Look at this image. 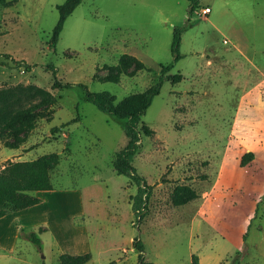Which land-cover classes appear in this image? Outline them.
Listing matches in <instances>:
<instances>
[{
    "label": "rangeland",
    "instance_id": "obj_1",
    "mask_svg": "<svg viewBox=\"0 0 264 264\" xmlns=\"http://www.w3.org/2000/svg\"><path fill=\"white\" fill-rule=\"evenodd\" d=\"M63 1L0 3V86L34 83L56 97L55 104L35 113V126L20 149L0 140V167L19 152L22 159L58 154L50 168L55 192L43 198L70 203L54 206L56 213L47 211L46 218L56 219L63 234L81 203L84 215H75L73 224H83L89 233L93 255L85 264H113L117 256H125L119 264H191L192 253L220 252L224 241L240 252L232 251L227 264H264V0H198L191 12L188 0H81L51 46L56 5ZM204 5L210 12L196 13ZM174 27L181 29L180 57L166 73H180L181 79L163 81L141 116L153 131L141 134L131 158L152 184L146 207L138 212L132 208L137 185L112 166L114 152L127 141L125 118L87 101L81 84L109 91L123 105L125 97L158 79L160 65L173 61ZM3 53L24 60L28 71ZM123 53L150 70L121 74L117 82L101 80L115 72ZM49 65L69 86L53 87ZM226 147L221 179L201 199ZM249 150L254 160L240 165ZM182 184L193 192L176 191ZM39 225L19 232L14 244L5 237L0 264H60L52 233ZM32 231L39 244L28 237ZM134 238L141 240L142 251L133 246Z\"/></svg>",
    "mask_w": 264,
    "mask_h": 264
},
{
    "label": "trees",
    "instance_id": "obj_2",
    "mask_svg": "<svg viewBox=\"0 0 264 264\" xmlns=\"http://www.w3.org/2000/svg\"><path fill=\"white\" fill-rule=\"evenodd\" d=\"M4 1L0 0V3H4ZM188 1L190 3L188 11L191 12V9L197 5L198 0ZM80 2L81 0H64L56 5L59 17L52 30L51 46L56 44L66 17ZM180 32V28H173L171 40L173 61L166 65H160L158 79L143 91L125 97L126 103H123V105L116 104L114 94L109 91H90L85 84H81L84 98L87 101L92 102L102 112L118 118H125L123 131L127 141L122 148L114 152L112 166L117 173L130 176L137 185L136 194L132 197L134 198L132 208L138 212L141 206L146 207L152 184L147 183L145 178L136 171L131 163V158L138 149L141 134L150 135L153 131L151 127L141 122V116L151 104L153 97L159 93L163 81L169 80L171 83H175L181 79L180 73H166L167 70L172 68V62L180 57L178 52ZM3 56L10 57L14 63L20 64L28 71L27 63L24 60L15 59L7 53H3ZM126 62L134 65L132 70L127 69ZM49 68L52 70L54 88L69 86V83H63L56 78L54 65H49ZM114 69V73L103 76L101 80L117 82L121 74L133 76L138 70H150L142 60L128 53L120 55ZM55 103L56 97L50 90L34 83L18 82L12 85L0 86V140L2 144L10 148L21 146L27 133L35 126V113L39 109L49 107ZM67 123L68 121L62 125ZM55 128L52 127V129ZM4 135H6L5 138ZM253 157V152L247 151L241 156L240 165H246ZM58 158V154L53 152L33 159H8L3 163L0 167V217L38 203L40 197L35 194V191L53 188L50 168L57 163ZM175 188L176 191L193 192V189L186 184L177 185ZM174 201L176 204L184 202ZM28 237L33 242L40 243V239L35 232H30ZM132 244L137 250H143L140 239L134 238ZM138 257L140 261H143L141 252H139ZM90 258V252L80 254L62 252L58 255L60 264H84ZM191 264H199L198 255L195 253L191 254Z\"/></svg>",
    "mask_w": 264,
    "mask_h": 264
},
{
    "label": "crops",
    "instance_id": "obj_3",
    "mask_svg": "<svg viewBox=\"0 0 264 264\" xmlns=\"http://www.w3.org/2000/svg\"><path fill=\"white\" fill-rule=\"evenodd\" d=\"M206 6V5H204ZM205 16V15H204ZM4 146V145H3ZM16 149H20V146ZM250 151V150H249ZM20 152L13 154L9 159L12 160H17L20 159L22 160L21 156H20ZM226 155H227V147L225 148V151L223 152L222 156L220 157V163L218 164V167H216V170H213V174L212 177L214 176V178H211V184L210 186H208V188L206 189L204 195L202 197H200L201 199H205L209 194L211 189H213V187L215 185L218 184V182L221 179V174L225 169V160H226ZM233 158L238 161V156L234 155ZM7 159V158H6ZM5 160V159H4ZM254 160V157L252 158V160H250L248 163L252 162ZM247 163V164H248ZM211 163H209L208 165H210ZM3 165V164H2ZM215 167V166H214ZM230 184V183H229ZM55 191H53V189H49V190H37L35 191V194L37 196L40 197V201L34 205L16 210V211H12L9 212L3 216L0 217V225L4 226L7 230L5 231L0 230V248H3L2 244H3V240L5 237H11L13 244L16 242V238L19 236V232H22L25 228H30V229H34V227H36L37 225H39V227L41 228V230H43V232H47L50 231L52 233V236L54 238V242L57 245V257L59 255V253L62 252H66V253H70V254H80V253H85V252H90L91 254L93 253L92 250V246L90 243V239H89V233L86 230V228L84 227L83 224H80L79 226H75L73 224V221L76 222L74 219L75 215L76 216H81L83 217L84 215V209L82 207V205H80V200H76L78 204L76 207L77 209L71 213L70 217L67 219H71V229L70 226L69 229L64 232L63 234L59 232L58 228H57V220L49 218L47 219L46 216V212L50 211L53 212L56 210H54V206H63V204L67 205L68 203H70L68 201V199H60V200H46L45 198H43V194L46 193H54ZM65 202V203H64ZM195 211L194 214L192 216V220H191V229H193L194 232V224L196 222V218H197V213L198 211H200L202 205V202H200L197 206V204L195 205ZM45 225H43V224ZM73 224V225H72ZM73 227V228H72ZM11 231V232H10ZM27 235V234H26ZM64 235H66L67 237H71L73 238L72 241L67 242L66 238L64 237ZM224 245L225 247L222 248V251H218V252H211L208 250H201V251H195L198 255V259H199V264H227L228 262V255L232 252L235 251L236 252V246L232 243H230L229 241H224ZM235 248V249H233ZM123 250V248H122ZM239 253L240 252H236ZM93 255V254H92ZM91 255V257H92ZM125 256H117L116 259H114L112 261L113 264H119L122 263L124 260ZM91 259V258H90ZM89 259V260H90ZM88 260V261H89ZM87 261V262H88ZM86 263V262H85ZM84 263V264H85Z\"/></svg>",
    "mask_w": 264,
    "mask_h": 264
},
{
    "label": "built area",
    "instance_id": "obj_4",
    "mask_svg": "<svg viewBox=\"0 0 264 264\" xmlns=\"http://www.w3.org/2000/svg\"><path fill=\"white\" fill-rule=\"evenodd\" d=\"M197 12H200L201 14L203 15H206L210 12V7L209 6H203V7H200L199 11H196Z\"/></svg>",
    "mask_w": 264,
    "mask_h": 264
},
{
    "label": "bare ground",
    "instance_id": "obj_5",
    "mask_svg": "<svg viewBox=\"0 0 264 264\" xmlns=\"http://www.w3.org/2000/svg\"><path fill=\"white\" fill-rule=\"evenodd\" d=\"M65 203V202H64Z\"/></svg>",
    "mask_w": 264,
    "mask_h": 264
}]
</instances>
